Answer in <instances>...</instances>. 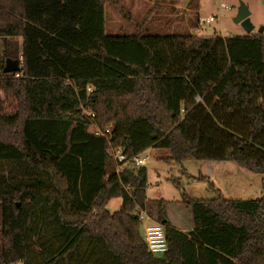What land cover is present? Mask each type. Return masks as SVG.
Returning <instances> with one entry per match:
<instances>
[{"label": "trees", "instance_id": "16d2710c", "mask_svg": "<svg viewBox=\"0 0 264 264\" xmlns=\"http://www.w3.org/2000/svg\"><path fill=\"white\" fill-rule=\"evenodd\" d=\"M108 3L122 7L0 0V264H264V26L108 35ZM9 58L17 72H3ZM110 142L128 158L157 148L168 162L234 161L262 175V195L227 199L213 182V198L184 192L188 232L158 201L168 250L156 257L135 213L147 168L117 172Z\"/></svg>", "mask_w": 264, "mask_h": 264}, {"label": "rangeland", "instance_id": "374dc122", "mask_svg": "<svg viewBox=\"0 0 264 264\" xmlns=\"http://www.w3.org/2000/svg\"><path fill=\"white\" fill-rule=\"evenodd\" d=\"M135 10L133 0H121L123 11L111 4H106V34L124 35L134 34L140 29L145 33L158 35H189L201 34L205 36L245 35L244 27L235 22L240 3L243 2L251 12L250 20L254 25L253 33L259 32L264 26L263 6L257 0H189V7L193 10L180 11L175 4L179 0H140ZM154 2L158 6H154ZM164 3V4H163ZM227 6V7H226ZM209 18L213 20L209 21ZM203 19V22H202ZM2 60V42L0 40V64ZM95 126H91V130ZM169 152L163 149L149 148L143 152L145 161L141 164L147 168L148 184L146 197L148 213L156 221L158 201L170 203V217L172 222L188 223L183 203L185 192L192 199H210L215 196L210 187L214 183L216 189L221 190L227 199H258L262 195V175L239 166L234 161L204 162L199 160H185L182 162H168L165 159ZM213 164V168H210ZM171 179L180 184H174ZM122 198H112L107 209L117 211ZM172 223V224H173ZM189 224V223H188ZM1 230V216H0ZM143 233V225H141ZM0 235V249H1ZM159 257V256H156ZM20 264V263H11Z\"/></svg>", "mask_w": 264, "mask_h": 264}, {"label": "built area", "instance_id": "2783aa9c", "mask_svg": "<svg viewBox=\"0 0 264 264\" xmlns=\"http://www.w3.org/2000/svg\"><path fill=\"white\" fill-rule=\"evenodd\" d=\"M227 7V6H226ZM213 20V18H209V21ZM203 22V19H202ZM19 76V73H16V77ZM88 90L91 91L92 87L88 86ZM89 115L94 116V113L88 112ZM93 132L98 136H103L107 138L110 132V128L106 130L98 129L94 127ZM108 154L113 158L116 163V171H121L126 166H141L143 161H145V157H143V152L134 156L133 158H128L124 153V149L120 145H114L113 143H109ZM135 213L138 215L139 220L143 225V236L147 247L152 255L154 256H163L168 250V242L166 239V234L164 232V228L161 224L154 221L152 216L148 213L146 208H142L137 206L135 209Z\"/></svg>", "mask_w": 264, "mask_h": 264}, {"label": "crops", "instance_id": "0c3cea01", "mask_svg": "<svg viewBox=\"0 0 264 264\" xmlns=\"http://www.w3.org/2000/svg\"><path fill=\"white\" fill-rule=\"evenodd\" d=\"M258 2H260V4L263 6V10H264V0H257ZM141 1L140 0H133V3H132V8L135 10V8H137L138 4H140ZM154 6H158V3L157 2H154ZM189 0H179L176 4H175V7L176 9H179L180 11H187V14L189 15V11L193 10L191 7H189ZM122 4V2H121ZM164 4V3H163ZM123 6V5H122ZM185 9V10H184ZM201 35V34H200ZM210 168H213V164H210L209 165ZM170 203H166V210H167V215L170 219V221L172 222V219L170 217ZM181 206H184L185 210H186V217H187V220H188V223H185V222H178L179 225H176V223L174 224L173 222V225L176 226L178 229L182 230V231H185V232H188L190 230H192V227H193V219H192V212H191V209L189 207H187L185 204H182ZM147 208H148V203H147ZM21 264V263H20Z\"/></svg>", "mask_w": 264, "mask_h": 264}, {"label": "water", "instance_id": "95a60500", "mask_svg": "<svg viewBox=\"0 0 264 264\" xmlns=\"http://www.w3.org/2000/svg\"><path fill=\"white\" fill-rule=\"evenodd\" d=\"M250 15H251V12L248 9V7L243 2H241L239 9H238L237 16L235 18V22L241 24L246 30L247 34L253 32L254 30V25L252 24L250 20ZM19 69H20L19 61L16 59L9 58L6 61L3 72L13 73V72H17Z\"/></svg>", "mask_w": 264, "mask_h": 264}]
</instances>
